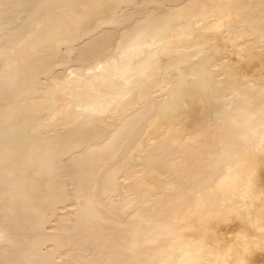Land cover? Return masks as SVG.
Returning <instances> with one entry per match:
<instances>
[{
	"label": "bare ground",
	"instance_id": "bare-ground-1",
	"mask_svg": "<svg viewBox=\"0 0 264 264\" xmlns=\"http://www.w3.org/2000/svg\"><path fill=\"white\" fill-rule=\"evenodd\" d=\"M3 4L0 264H264V0Z\"/></svg>",
	"mask_w": 264,
	"mask_h": 264
},
{
	"label": "snow or ice",
	"instance_id": "snow-or-ice-1",
	"mask_svg": "<svg viewBox=\"0 0 264 264\" xmlns=\"http://www.w3.org/2000/svg\"><path fill=\"white\" fill-rule=\"evenodd\" d=\"M0 7L4 9L11 8L12 5L10 4H3L0 5ZM217 30H219V26H217ZM121 47H123V40H121ZM120 49H117L119 51ZM117 61L115 59H109L106 62L103 61H98L96 64H94L92 67L88 69L89 75L92 73H103L108 71L111 65L116 64ZM69 75H72L71 73ZM260 151L261 153H264V136L261 137L260 140ZM231 171V169H229ZM255 170L251 169L249 171L248 177H247V192L251 193L254 191L255 188ZM261 184H264V178L261 179ZM243 199L247 200L248 196L245 195L242 197ZM255 199V197H253ZM260 199L264 201V191L261 192L260 194ZM246 208V205H245ZM241 209H235L232 214L234 215H240ZM248 220L251 222L252 217L249 215ZM252 227L257 229L260 234V242L256 243L254 245H249L247 243V239L245 238V245H244V257H248L252 254L253 249L259 250L261 253H264V207L260 209V215L255 221V223L252 224ZM0 239H4L3 233H0ZM181 254L177 258L173 255H168L166 259H162L159 261V264H205V261L201 258L200 253L203 252V248L197 249L195 252H193L191 249L185 250L183 247L180 250ZM107 264H130L129 261L122 260V259H114V260H109ZM139 264H143V262H139ZM219 264V262H218ZM237 264H252V261H250L247 258H241L237 261Z\"/></svg>",
	"mask_w": 264,
	"mask_h": 264
}]
</instances>
